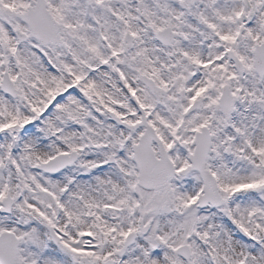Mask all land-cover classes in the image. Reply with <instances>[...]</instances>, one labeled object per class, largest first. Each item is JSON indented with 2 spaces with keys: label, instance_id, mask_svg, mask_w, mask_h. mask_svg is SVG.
<instances>
[{
  "label": "snow or ice",
  "instance_id": "6c2138e0",
  "mask_svg": "<svg viewBox=\"0 0 264 264\" xmlns=\"http://www.w3.org/2000/svg\"><path fill=\"white\" fill-rule=\"evenodd\" d=\"M0 264H264V0H0Z\"/></svg>",
  "mask_w": 264,
  "mask_h": 264
}]
</instances>
